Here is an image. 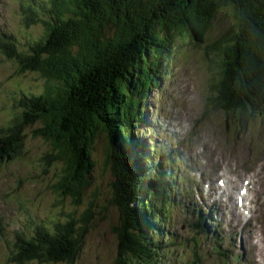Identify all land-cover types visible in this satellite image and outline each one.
<instances>
[{"label": "trees", "instance_id": "1", "mask_svg": "<svg viewBox=\"0 0 264 264\" xmlns=\"http://www.w3.org/2000/svg\"><path fill=\"white\" fill-rule=\"evenodd\" d=\"M32 2L23 19L42 25V33L28 37L24 49L12 36L2 38L0 52L18 74L44 83L15 100L13 118L0 128V163L19 156L26 137L41 140L50 148L41 161L47 170L54 167L57 178L51 188L61 204L70 200L75 209L63 223H52V231L17 235L14 261L73 264L89 222L104 208L91 190L98 167L111 177L105 202L116 216L112 264L166 263L173 250L160 226L163 218L171 221L169 186L159 180L157 187L155 170L144 176L150 161L140 158L144 151L134 137L143 104L175 48L194 43L220 55L221 70L213 79L216 108L236 127L246 116L264 114V0ZM226 14L230 28L208 42L213 21ZM100 137L106 141L102 167L93 157ZM85 203L78 220L76 207Z\"/></svg>", "mask_w": 264, "mask_h": 264}, {"label": "rangeland", "instance_id": "2", "mask_svg": "<svg viewBox=\"0 0 264 264\" xmlns=\"http://www.w3.org/2000/svg\"><path fill=\"white\" fill-rule=\"evenodd\" d=\"M23 3H26V0H0V37L2 34L11 35L15 38V42L21 44V47L28 37L38 36L43 31V26L40 24L26 26L23 23L21 16V4ZM226 15H219L213 21L207 35L208 42L217 39L222 32L230 28L232 20L229 14ZM175 49L167 65L171 70L169 78L163 76L159 87L154 86L156 89L154 88L148 94L143 104L148 114L147 117L152 122L148 128L140 125L137 131L142 133V138H152L153 134L157 143L162 141L161 146L165 156L170 153L180 155L183 163L182 174L187 171L186 176L192 178L191 187L195 188L194 193L200 195L207 208L217 216V220H221L219 224L221 229L218 230V234L230 233L234 239L230 246L221 244L222 250L227 252V255L223 256L211 251L209 243L201 244L195 264H241L246 257L238 245L242 232L248 226L244 225L242 220L238 221L236 214L235 219L230 216V212L223 211L226 204L223 203L225 197L223 196L218 201L215 200V195L221 197V191L215 188L214 178L206 177V173L211 172L213 177L218 176L217 170L221 167L224 173L228 171L229 179L232 180L234 177L230 171L236 169L237 174L241 175V180L247 179L248 170L253 169L256 161L250 159V154L246 148L240 146V142L254 131V136L249 138V142L256 144L258 151H250L257 154L261 148L264 149V117L246 116L244 121L249 119L254 121L248 124V131L245 129L244 134L237 139L232 132L236 125L227 114H224L225 111L223 113L222 110L216 108L213 98L215 94L213 79L216 78L215 72L221 70L217 66L220 55L217 51L205 53L201 46L194 43L179 45ZM17 71L14 62L8 60L0 52V123L3 124L12 117L15 111L14 99L20 94L17 95V93L25 92V90L40 91L44 83L36 75L18 74ZM96 142L97 150L93 157L98 166L102 167L106 141L100 137ZM171 142L174 144L171 145ZM24 143L25 147L20 157L0 165V264H18L14 261L13 242H15L16 235L28 228V225L34 226L29 223H44L47 218L62 217L66 213H73L75 209L70 200H65L61 204V199L51 188L57 180L54 175L55 169L51 167L47 170L41 161L43 154L50 148L41 140L29 136L26 137ZM241 144L245 145L246 140L244 139ZM176 160L178 161L179 158ZM212 160L216 164H213ZM258 161L262 164H257L258 167L257 165L255 167L261 175L264 170V158ZM259 172L256 174L258 175ZM92 175L93 187H97L98 190H94L93 187L91 190L98 191L101 197L98 204L104 208L99 209L100 217L89 222V231L86 233L73 264H112L116 255L117 240L112 233L111 226L116 216L105 202L111 177L105 172L101 173L98 167H95ZM224 179L226 180L223 177ZM241 180L231 189L233 198L243 185ZM212 182L213 185H211ZM181 183H184L182 185L186 190L188 182L185 180ZM257 187L261 191L257 189L254 205L256 213L260 214L264 220V175L261 181L259 178ZM205 194L209 195V198H206ZM188 199L191 201L188 206L189 211L182 212L180 208L174 209L172 214H175L173 217L175 225L164 229L177 242L181 241L182 235L188 237V221L191 216L194 217L192 202L194 203L197 198L190 194ZM86 206L85 203L76 207L75 215L78 220L81 218L78 213L81 214ZM232 206H235L234 202ZM256 213L254 212L255 215ZM230 221L233 226L229 225ZM255 238L264 250V229ZM192 244V242L187 243L185 250L178 251L176 254L175 252L170 253L166 264H192ZM254 246L258 247L257 244ZM245 253H248L246 248ZM240 254H242V260L236 262L233 256Z\"/></svg>", "mask_w": 264, "mask_h": 264}, {"label": "bare ground", "instance_id": "3", "mask_svg": "<svg viewBox=\"0 0 264 264\" xmlns=\"http://www.w3.org/2000/svg\"><path fill=\"white\" fill-rule=\"evenodd\" d=\"M183 136H184V134H183ZM184 140L187 141V139H184ZM212 163L216 164V162L214 160H212ZM217 166H219V164H217ZM220 172H222L223 175H220L219 174ZM217 174H218V176L213 177L211 172H207L206 177L214 178L215 181L216 180L218 181L223 177L226 178V183H225L226 185L224 184L225 188L223 190L224 196L226 197V201L223 200L226 203L225 207L230 206L232 211H234V215L235 214L237 215L238 221L243 220L244 219L243 215L237 209H234V207L237 206V204L235 203V200L231 195V193H232L231 189H233V185L239 184V182L241 180V175L237 174L236 169L235 170L231 169L230 174L233 175L234 179L230 180L229 175H228V171L226 173H224V171L221 167L217 170ZM252 176L256 177L257 174L255 173ZM244 180H241V183H243V185H248L249 183H253V189H254V185H255V181H256L255 179H252L250 176H248V178L244 179ZM211 185H213V182ZM238 195H239L240 201L243 202L245 200V197L239 193H238ZM250 198H251V190H248V192L246 194V200H249ZM253 198H254V196H253ZM229 202H230V204H229ZM233 202L235 204L234 207L232 206ZM242 206H243V204H242ZM230 216H232L231 213H230ZM257 216H259V214L256 213V217ZM245 223H246V221H245ZM263 229H264V223L262 221H260L257 226L255 224H252L251 229L243 232L244 235L242 237V240H243L242 244L248 250L247 254L250 255V257L252 258V260L254 261L255 264H264V250L260 247L259 241L255 238L257 235L259 236L261 234V230H263ZM255 244H257L258 247L254 246Z\"/></svg>", "mask_w": 264, "mask_h": 264}]
</instances>
